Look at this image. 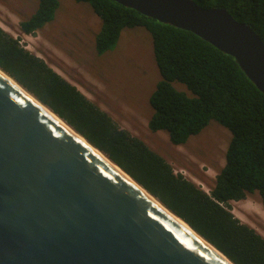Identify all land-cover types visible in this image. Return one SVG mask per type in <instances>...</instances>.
Listing matches in <instances>:
<instances>
[{"label": "trees", "instance_id": "1", "mask_svg": "<svg viewBox=\"0 0 264 264\" xmlns=\"http://www.w3.org/2000/svg\"><path fill=\"white\" fill-rule=\"evenodd\" d=\"M89 4L101 20L95 48L113 51L125 29L144 28L153 41L161 75L150 97L152 133L166 132L172 145L184 146L211 121L232 139L226 164L206 192L149 147L121 128L113 117L27 50L0 27V69L66 122L93 147L126 172L164 207L234 264H264V236L235 216L232 202L258 193L264 207V94L235 60L195 34L159 23L112 0H75ZM202 8H224L250 25L264 43V0H193ZM61 0H39L20 23L34 35L55 20ZM184 84L193 94L178 90Z\"/></svg>", "mask_w": 264, "mask_h": 264}, {"label": "water", "instance_id": "2", "mask_svg": "<svg viewBox=\"0 0 264 264\" xmlns=\"http://www.w3.org/2000/svg\"><path fill=\"white\" fill-rule=\"evenodd\" d=\"M112 1L210 43L264 94V43L226 9ZM0 264L234 263L0 69Z\"/></svg>", "mask_w": 264, "mask_h": 264}, {"label": "rangeland", "instance_id": "3", "mask_svg": "<svg viewBox=\"0 0 264 264\" xmlns=\"http://www.w3.org/2000/svg\"><path fill=\"white\" fill-rule=\"evenodd\" d=\"M38 3L39 0H0V27L76 85L121 128L163 156L176 173L210 192L226 164L232 135L221 124L211 121L186 145L176 146L166 132L149 130L153 115L149 101L161 80L150 33L144 28L125 29L117 47L100 56L95 38L101 20L87 3L61 0L53 22L34 35H24L20 23L37 10ZM174 85L193 95L184 84ZM231 204L237 218L264 236V207L258 193Z\"/></svg>", "mask_w": 264, "mask_h": 264}, {"label": "bare ground", "instance_id": "4", "mask_svg": "<svg viewBox=\"0 0 264 264\" xmlns=\"http://www.w3.org/2000/svg\"><path fill=\"white\" fill-rule=\"evenodd\" d=\"M53 118H55L57 121H59V123L61 124V125H63L64 127H66L60 120H58L55 116L53 117ZM67 128V127H66ZM69 130V129H68ZM83 143H85L86 144V142L84 141V140H82V139H80ZM97 154H98V156H100L102 159H104L105 160V158H103V156H101L97 151H95ZM125 179H127V180H129V181H131L124 173H122L121 171H119L118 169H116ZM142 193H144L141 189H139ZM145 194V193H144ZM175 220L181 225V226H183L185 229H188V230H190L181 220H179L178 218H175Z\"/></svg>", "mask_w": 264, "mask_h": 264}]
</instances>
